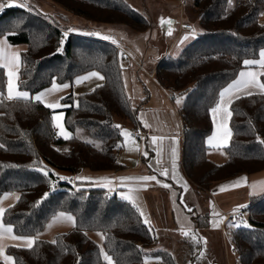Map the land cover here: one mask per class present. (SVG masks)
Masks as SVG:
<instances>
[{"label": "trees", "instance_id": "1", "mask_svg": "<svg viewBox=\"0 0 264 264\" xmlns=\"http://www.w3.org/2000/svg\"><path fill=\"white\" fill-rule=\"evenodd\" d=\"M51 1L83 19L124 24L134 31L152 27V21L126 0ZM194 1L200 29L177 55L163 56L153 73L157 83L173 95L185 94L178 109L184 138L182 165L198 189L208 190L216 181L264 170V144L259 142L264 139L262 93L241 95L231 105L233 135L223 148L225 162L209 157L212 147L207 143L214 130L210 109L218 102L219 92L236 80L245 59H259L264 49V0H234L231 5L228 0ZM7 5L0 12V36L26 45L21 52V89L36 92L49 86L54 77L73 82L94 70L104 76L94 91L63 98L68 104L63 109L65 125L73 133L68 139L58 135L53 111L46 104L32 98L0 102V144L4 145L0 148V197L7 192H18L20 197L6 208L4 223L15 226L17 235L34 236L61 211L76 218L74 227L59 232L54 240L37 238L32 249L8 245L7 253L14 264H105L100 246L88 235L101 230L116 264H148L145 248L156 242V236L132 203L104 188H76L69 179L59 180L53 170L126 168L117 158L123 148L117 145H124L121 121L137 126L140 120L124 85L123 52L102 36L68 32L33 6ZM65 32L69 33L66 37ZM58 48L62 50L57 52ZM260 79L264 81V76ZM6 84V70L0 69V91L5 94ZM80 128L86 139L77 135ZM63 144L69 145L67 150L61 149ZM40 168L49 175L45 177ZM45 193L50 195L37 204ZM247 211V226L232 232L238 264H264V193L253 197ZM156 253L166 264H178L168 250ZM0 264L6 263L0 260Z\"/></svg>", "mask_w": 264, "mask_h": 264}, {"label": "rangeland", "instance_id": "2", "mask_svg": "<svg viewBox=\"0 0 264 264\" xmlns=\"http://www.w3.org/2000/svg\"><path fill=\"white\" fill-rule=\"evenodd\" d=\"M126 1L152 21V27L149 30L134 31L124 24H107L83 19L67 12L51 0H25L24 2L26 7L33 6L50 19L59 21L68 32L82 33L84 35L99 33L100 35L96 36H107L110 37L111 41L120 44L126 52V55L122 53L120 56L122 76L126 92L133 106L140 110V115L143 114L146 119L152 122L159 121L160 119L166 122L168 126L164 127V130L170 131V133L173 134H179L181 132V125L174 107L177 109L181 107L185 99L184 93L174 92L173 95V92L169 90L170 98L166 103V107L171 108L172 111H158L154 112L155 115H152L149 111L145 110L151 100L149 98V92L153 94V96L156 92V85L153 81L152 74L158 61L167 54L177 55L195 36L189 39L183 38L191 36L193 28L196 30V33L200 29L197 14L194 11L195 1L185 0L187 2L185 7L181 4L184 0ZM233 3L234 0H232V4ZM5 5L7 4L0 2V6L5 7ZM3 7H0V12ZM161 18L165 20L170 18L174 22L169 26L172 32L171 35H168L167 30L161 26ZM261 20L264 21V12L261 16ZM180 23H189L192 25V29L187 30L184 26L185 24L181 27ZM181 28L185 29L181 30ZM3 36L4 35H1L0 38H3ZM8 43L11 45L12 51H19L21 53L26 48L25 44L11 43L9 40ZM138 64L142 65L144 69H139ZM257 69L261 68L258 67ZM91 72L99 71L94 70ZM99 73L103 76L101 72ZM87 74L88 73L82 74L78 77ZM78 77H76L73 82H59L56 80L58 84L68 83L70 87L47 95L44 102H42L44 104L59 102L62 105L57 111H63L64 119L62 122L64 125L65 112L63 109L67 107L68 104L63 101V98L71 93L79 95L90 92L95 89L98 84L101 85L104 82V79L93 77L77 84L75 81ZM51 84L36 92H30L21 88L20 90L27 91L29 97L34 99L35 95L49 89ZM252 91L260 92L258 89H253ZM177 98L181 99L180 104H177ZM151 102V105H156L160 102L159 95L157 94V98H153ZM121 122L123 124L122 135L125 130L132 133L133 130L131 129L130 123L127 120H122ZM65 129L71 136L73 135V133L67 129L66 125ZM77 135L85 139L87 138V134L82 128L77 130ZM145 142V139L142 138L132 139L131 135L127 137L123 135V144L125 147L120 151L119 155L125 157L128 165L129 163H136L138 160L141 161V155H144V152H147L148 156L150 154ZM68 147V144H63L61 149L67 150ZM153 153L155 163L157 161L160 162L159 164L156 163L155 169L162 172L167 169L168 175L173 177L169 141L166 142V145H163V150L159 147ZM209 157L219 163L227 160V154L223 148L212 150L209 153ZM149 169L151 168L147 165H143L142 171L134 172L148 173V171H150ZM53 170L57 176L63 175L70 180L72 172L57 168H53ZM241 177L247 178V183L242 184L241 187L229 188L225 191L217 190L218 186L226 185L230 181H235ZM173 179H175V177ZM72 183L76 185L77 182L74 180ZM79 183L81 184V182ZM251 185L252 184L249 182V175L246 174L216 181L209 191L202 192V203L207 206V210L204 215H199L197 217L195 225H193L191 218L187 215L185 210L197 206V199L192 189L187 188V190L184 188L180 201L175 191L166 194V192H159L153 188L143 192V188L139 187L137 183L130 189L119 190L118 195L132 203L139 212L143 211V220L145 218L148 219L151 228L154 230L156 242L145 248L147 252L145 255L146 263L166 264L156 251L168 250L176 258L178 264H238V254L232 249V232L237 228L233 225L236 224L240 227L245 225V223L232 218L228 223L223 225L219 221V209L222 208L225 209L226 212H233V209L237 206L245 205L246 207L241 209V211L244 218H247V210L251 203V196L249 195V191L252 190ZM129 195L133 197V200L126 198ZM213 211L218 215H212ZM54 217H52L42 231L38 232L33 237L54 240L59 232L68 231L74 227L72 222L63 219L54 221ZM212 221L218 222L219 227L214 228L211 223ZM184 232H189V236H185L183 234ZM101 234H103L101 230H91L88 232V235L100 246V249L107 252L104 244L105 238L102 239ZM200 252H203L204 255L201 256L199 254ZM5 254L9 255L6 251ZM0 259L4 260L3 258ZM114 264L116 263L114 262Z\"/></svg>", "mask_w": 264, "mask_h": 264}, {"label": "snow or ice", "instance_id": "3", "mask_svg": "<svg viewBox=\"0 0 264 264\" xmlns=\"http://www.w3.org/2000/svg\"><path fill=\"white\" fill-rule=\"evenodd\" d=\"M228 3L231 5L232 0H228ZM10 6V5H7ZM24 6V5H22ZM3 7V6H0ZM174 22L169 18L165 20L164 18H161V26L164 27L167 30V34L171 35V29L170 25H172ZM71 31V30H69ZM15 33H9L8 35H13ZM69 33L65 32L64 36L66 37ZM93 35H100L99 33H92ZM196 35V30L193 28L191 32V36H186L183 39H189L192 38ZM104 39H110V37L105 36ZM114 42V41H113ZM61 45H63V40L61 41ZM62 48H58L57 52H60ZM22 60H21V53L19 51H12L11 50V45L8 43V36L4 35L3 38H0V69L6 70V76H7V84H6V94L3 91H0V102H3L4 100L8 101H13V100H28L29 93L27 91H22L20 90L23 82L19 81V69L22 65ZM243 65L245 68H252L253 66H259V68L264 69V50H261L259 53V59H245L243 61ZM261 76H264V71H254V70H248V71H241L238 75V78L231 83H229L226 87H224L220 92H219V100L216 103L215 107L211 108L210 111L213 114V121L215 123V117L216 114H220V122L216 124V131L213 133V135L208 137L207 143L209 147L216 148V149H221L230 144L231 137L233 135L232 129L230 127V120L233 115L234 110L231 108V105L235 102V100L241 98V94L251 96L253 95V89H258L262 94H264V81L260 79ZM98 78V79H104L103 76L100 75L99 72H90L85 76H80L76 79L75 83L79 84L85 80H88L89 78ZM101 85H97V87H100ZM70 84L68 83H63V84H58L56 82V78L54 77L52 80L51 87L37 95H35L34 99L36 102H44L45 98L47 95L59 91L61 89H66L69 88ZM95 89H93L94 91ZM62 99V98H61ZM177 104L181 103V99L177 98L176 100ZM74 106L78 107V103H76ZM46 107L49 108L50 110L53 111V115L51 117L52 122L54 127L58 130V134L60 136H63L65 139H68L71 137V134L66 131L65 125L62 122L64 119V113L63 111H57L62 107V105L59 102H54V103H47ZM143 114H141L142 117ZM141 123L145 127H149L146 123L141 120ZM117 128L121 127L119 125L116 126ZM124 136H130L134 135L132 133H129L127 130L123 132ZM143 139H150L152 145H156L158 141H163L165 138L164 137H157V136H152L150 138H144ZM169 139V145H170V156H171V166H172V174L173 178L175 177V171H176V160H177V147L176 145L178 144V137L173 136L168 138ZM259 142L261 144H264V139H260ZM123 145L118 144L117 147H121ZM4 145L0 144V148H3ZM161 150H163V145L161 143L160 145ZM145 157L148 156L147 152H144ZM157 164L160 162L157 161ZM42 174L47 177L49 175L48 170L45 168H40L39 169ZM161 175H168V170L165 169ZM59 180H68V177L64 176H59ZM77 181H82V180H89L91 178L88 177H80L77 176L75 178ZM105 182L102 184L103 187L109 188L110 189V184L111 180L109 178H102ZM121 182L124 181H129V180H139V181H156L157 183H161V181L157 180V177L155 175L151 176H142V177H121L119 178ZM247 183V178L246 177H241L238 178L235 181H230L226 185H220L218 186V191H225L228 190L229 188H238L241 187L242 184ZM264 184V182H260ZM164 187H170L167 183L163 184ZM186 187V185H185ZM252 194H256V184H252ZM261 191H264V189H261ZM50 195V193H45L44 196L41 198L40 201L37 202V204L42 203L43 200L47 199V197ZM6 198V195H5ZM129 200H133L132 196H127L126 197ZM17 201H19L20 197H16ZM186 207V206H185ZM245 205H239L236 208L233 209V214L235 215L236 213L240 212L241 209L245 208ZM190 212L191 209H188ZM5 213L6 209L3 207H0V237H2L4 234H8L11 236L13 240H18V241H23V247H26L28 249H32L36 243L37 237H33L30 235H12L14 232V227L11 223L5 224L4 218H5ZM212 215H218L213 211ZM140 216L143 217L144 213L143 211H140ZM67 220L69 222H72L73 225H75L76 218L68 213H65L63 211L59 212L55 217V220ZM144 225L151 231V224L148 219L143 220ZM212 226L214 228L219 227V223L212 221ZM234 227H238L239 225L234 224ZM247 226V225H245ZM185 236H189V232H184L183 233ZM102 239L106 238L101 234ZM52 243H56V241H52ZM206 243V241H205ZM139 247V246H138ZM201 256L204 255L203 252L199 253ZM101 255L103 258V261L105 264H114L112 256H110L106 251L101 249ZM0 256H3L4 261L8 262V264H12L14 258L12 256L4 255V247L0 246Z\"/></svg>", "mask_w": 264, "mask_h": 264}, {"label": "crops", "instance_id": "4", "mask_svg": "<svg viewBox=\"0 0 264 264\" xmlns=\"http://www.w3.org/2000/svg\"><path fill=\"white\" fill-rule=\"evenodd\" d=\"M184 24H189V23H180L181 27ZM184 29L185 28H181V30H184ZM191 29L192 28L187 29V30H191ZM111 42H113V41H111ZM113 43H115V42H113ZM115 44L122 47L118 43H115ZM258 67L259 66H253L252 68H244V69H242V71H248V70H254L257 72L264 71V69H262V70L257 69ZM143 69H144V67H143ZM88 73H90V72H88ZM152 78L154 79L153 81L156 85V92H155L154 96H153V94H151L149 92V98L151 100H150L148 106L146 107L145 111H149L152 115H155L154 112H158V111H172L171 108L166 107V103H167L168 99L170 98V92L157 83L154 73L152 74ZM256 93H261V92H256ZM157 94L159 95L160 102H162V103L158 102L157 103L158 105L157 104L151 105L152 99L157 98ZM241 95H243V94H241ZM174 110L177 111V114L179 117L178 109L174 107ZM138 116H139L140 123L137 126H133L130 123L131 129L133 130V128H140L141 130L146 132V135L140 136V137H133L131 135L132 139H140L142 137L150 138L152 136L165 138L162 142L158 141L156 145H152L150 139H145V141H146L145 143H146L148 151L150 153L148 156L149 159L147 157H145V155H141V161L138 160V161H136V163H131V164L129 163V165H128L125 157L119 155L120 151L123 150V148L125 147L123 145V148L118 150V152H117V158L121 163L126 165V168L124 170H121V171H112V170L93 171V170L88 169V168H81L77 172L71 173L70 180L72 182H74V180H76L75 178L77 176L88 177L91 179L82 180V181L76 180L77 183H76L75 187L76 188L100 187V188L106 189L108 192H110L112 194H114V193L118 194V191L122 190V189H130L134 186L135 183H137L139 185V187L143 188L142 189L143 192H146L147 189H153V188L159 192H166V194L169 192L175 191L178 194L179 201H180L182 194L184 192V188L192 189L193 192L195 193V196L197 199V206L189 208V209H191L190 212L188 211V209H185V210L187 212V215L191 218L193 225H195V221H196L197 217L199 215L200 216L204 215L206 213V210H207V206L202 203V192L203 191H209L210 189L202 190L199 188L200 189L199 190L198 187L192 181L189 180V178L187 177V175L185 173V170H184L183 165H182L183 139L184 138H183V129H182V123H181L180 117H179V120H180V125H181V132L179 134H173V133H170V131L163 129L164 127L168 126V124L166 122H164L162 119H160L159 121L152 122L151 120L146 119L144 117V115H142V117H141L140 110H139ZM212 118H213V114H212ZM141 120H143L144 123L149 125V127L143 126V124L141 123ZM219 120H220V114L217 113L216 117H215V123L213 121L214 130H213L211 135H213V133L216 131V124L219 123ZM158 130H160V131H158ZM56 131L58 133L57 129H56ZM173 136L178 137V144L176 145L178 152H177V160H176L175 179H173V177L170 175H167V176L161 175V173H163V172L155 169L156 163H155V157H154V153H153L155 150H157L160 147L161 143L163 145H166V142L169 141L168 138L173 137ZM214 149H216V148H211L209 153ZM140 152H141V150H140ZM209 153H208V155H209ZM143 165H147L149 168H151V169H149L150 171H148V173H146V172H142V173L134 172V171H140V170L142 171ZM180 165H181V167H180ZM151 175H155L157 177V180L161 181V183H157L156 181L144 182V181H139V180H129V181L121 182L119 180V178H121V177H142V176H151ZM246 175H249V182L251 184H254V183L256 184V189H257L256 194H252V190L249 191V195L251 196V201H252L253 197L261 195L264 193V191H261V189H264V184L260 183V182H264V170L256 172V173H252V174H246ZM61 176H63V175H61ZM105 177L109 178L111 180V184H110L111 190H109V188H105L102 186V184L105 182L102 178H105ZM79 182H81V184ZM164 183H167L168 185H170V187H167V188L164 187L163 186ZM185 185H186V187H185ZM5 195H6V198H5ZM17 196L19 197L18 192L4 193L0 197V207H3L4 209H6L8 206L12 205L13 203H15L17 201V199H16ZM204 210H205V212H204ZM219 210H220V214L222 211L226 212V210L222 209V208H220ZM12 235H17V234L15 232H13ZM23 243H24L23 241L13 240L11 238V236H9L8 234H4L2 237H0V246L4 247V255H6L5 251H6V248L8 245L22 246ZM6 253H7V251H6ZM8 256H11V255H8ZM0 258H3V256H0ZM0 260H2V259H0ZM2 261L4 263L8 264V262H6L4 260H2ZM12 264H14V260H13Z\"/></svg>", "mask_w": 264, "mask_h": 264}, {"label": "built area", "instance_id": "5", "mask_svg": "<svg viewBox=\"0 0 264 264\" xmlns=\"http://www.w3.org/2000/svg\"><path fill=\"white\" fill-rule=\"evenodd\" d=\"M0 2L8 4L11 2H15L21 5H25L24 0H0ZM182 6L185 7L187 5V2L184 0L181 2ZM186 29H190L192 28V26L190 24H185L184 25ZM117 47L126 55V52L123 50L122 47L118 46ZM139 69H143L142 65L138 64ZM132 135L133 137H140V136H144L146 135V132L141 130L140 128H133L132 131ZM232 218L239 220L243 223H246V218H244L242 211L236 213L235 215L233 214V212H224L222 211L221 214L219 215V221L225 225L228 221H230ZM232 249H234V246H232Z\"/></svg>", "mask_w": 264, "mask_h": 264}]
</instances>
